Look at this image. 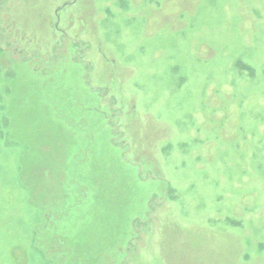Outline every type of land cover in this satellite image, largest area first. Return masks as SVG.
<instances>
[{
	"label": "rangeland",
	"instance_id": "obj_1",
	"mask_svg": "<svg viewBox=\"0 0 264 264\" xmlns=\"http://www.w3.org/2000/svg\"><path fill=\"white\" fill-rule=\"evenodd\" d=\"M0 264H264V0H0Z\"/></svg>",
	"mask_w": 264,
	"mask_h": 264
},
{
	"label": "flooded vegetation",
	"instance_id": "obj_2",
	"mask_svg": "<svg viewBox=\"0 0 264 264\" xmlns=\"http://www.w3.org/2000/svg\"><path fill=\"white\" fill-rule=\"evenodd\" d=\"M72 1L74 2V0H72ZM65 6H67V5H64L63 7L59 8V9H57V10L55 11L56 19H57L58 21H59V18H60L59 13H61V10H62ZM58 25H59V23H56L55 26H54V28L57 29V28H58Z\"/></svg>",
	"mask_w": 264,
	"mask_h": 264
}]
</instances>
